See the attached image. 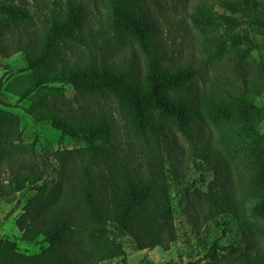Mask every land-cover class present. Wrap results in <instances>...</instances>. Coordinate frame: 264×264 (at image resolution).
<instances>
[{"label":"trees","instance_id":"trees-1","mask_svg":"<svg viewBox=\"0 0 264 264\" xmlns=\"http://www.w3.org/2000/svg\"><path fill=\"white\" fill-rule=\"evenodd\" d=\"M105 1L110 27L134 38L143 52L140 77L128 61L115 64L84 51L88 10L82 0H64V9L50 8L49 15L33 12L28 0H0V56L21 54L28 68L6 89L20 100L32 98L26 113L34 122L82 143L37 153L34 142H23L18 116L0 98V198L34 187L14 224L22 242L46 243L24 253L0 238V264H127L124 236L137 250L173 243L169 182L176 155L170 146L179 137L187 161L219 173L205 191L191 185L203 220L229 215L247 225V210L264 223V112L255 103L264 92V64L250 55V33L264 37L261 0L194 6L190 19L214 49L213 76L223 73L200 91L199 71L161 68L134 0ZM62 85L72 88L70 98ZM103 97L114 102L130 159L120 153L114 126L96 103ZM204 118L217 136L205 130Z\"/></svg>","mask_w":264,"mask_h":264},{"label":"rangeland","instance_id":"rangeland-1","mask_svg":"<svg viewBox=\"0 0 264 264\" xmlns=\"http://www.w3.org/2000/svg\"><path fill=\"white\" fill-rule=\"evenodd\" d=\"M28 1L33 12L45 15H49L50 8L55 7L58 12L64 9V0H55L54 5V0ZM82 1L88 10L87 23L82 29L87 42L84 51L97 59L106 58L115 64L128 61L140 77L143 71V52L137 41L110 27L105 0ZM199 1L202 0H134L133 4V9L138 11L147 27L154 51L160 57L161 68L166 71L176 68L199 71L200 76L195 84L198 91L204 87L206 89L214 79L223 77V73H219L218 77L213 76L211 58L214 49L189 16ZM261 4L264 6V0H261ZM250 39L253 45L250 55L255 61L264 64V37L251 32ZM27 73V64L21 54H14L8 58L0 56V98L8 105L5 110L18 116L23 142L27 144L34 142L35 150L39 154L82 146L81 142L72 141L50 125L34 122L26 113L32 98L20 100L6 89L9 82ZM62 89L65 97L72 96L73 90L69 85H62ZM96 103L101 113L114 126L120 153L122 155L126 153L130 159L125 145V131L114 102L103 97L97 99ZM255 103L264 112V92L255 98ZM202 125L212 136H217L216 128L205 118ZM259 134H264V120L259 126ZM167 141L166 151L169 153V136ZM186 147V143L180 137L170 146L172 153L176 155L169 182L176 240L163 247L137 250L132 239L124 236L121 242L125 249L126 263L264 264V223L251 219L247 210L244 212L247 225L237 224L235 218L229 215L208 222L199 215L192 200L191 185L194 182L196 188L205 191L207 183L219 173L208 170L203 164L194 166L187 161ZM136 161L135 158L134 162ZM167 167L169 169V163ZM33 193L34 187H26L13 196L0 198V238L14 241L18 249L24 253H36L46 246L42 238L33 243L22 242L14 224L22 206ZM246 205L250 207V204ZM214 242L217 243V248L213 247ZM225 247L227 250H222ZM118 261L119 259H114L102 264H121Z\"/></svg>","mask_w":264,"mask_h":264}]
</instances>
